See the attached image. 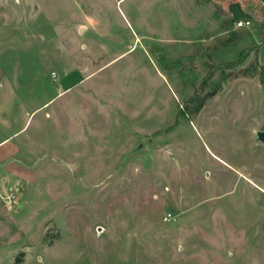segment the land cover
I'll list each match as a JSON object with an SVG mask.
<instances>
[{"label": "rangeland", "instance_id": "obj_1", "mask_svg": "<svg viewBox=\"0 0 264 264\" xmlns=\"http://www.w3.org/2000/svg\"><path fill=\"white\" fill-rule=\"evenodd\" d=\"M263 35V0H0V264H264Z\"/></svg>", "mask_w": 264, "mask_h": 264}, {"label": "trees", "instance_id": "obj_2", "mask_svg": "<svg viewBox=\"0 0 264 264\" xmlns=\"http://www.w3.org/2000/svg\"><path fill=\"white\" fill-rule=\"evenodd\" d=\"M232 10L235 12V19L238 21L240 19L243 18H247V15L244 13V11L240 8L239 4H232L231 5ZM263 39H264V35H263ZM251 49V48H250ZM250 49H247L241 56H239L237 59L233 60V61H229L226 63H223L221 65H216L214 66L213 64L210 65V68L212 69V71H210V75L213 73V70H215L216 68H222V67H235L237 65H239L245 58V56L248 54V52L250 51ZM241 73L243 75L246 76H250V77H257L259 76L260 79L262 81H264V65L261 67H258L255 63L249 65L247 68L241 70ZM218 90H221L222 87L218 86L217 88ZM217 90L212 91L208 94H206L205 96H202L201 94L197 93L195 96H193L191 99L192 101L196 102V107H195V111H199L202 106L204 105L206 99L209 96H212L216 93ZM19 261V260H18Z\"/></svg>", "mask_w": 264, "mask_h": 264}, {"label": "crops", "instance_id": "obj_3", "mask_svg": "<svg viewBox=\"0 0 264 264\" xmlns=\"http://www.w3.org/2000/svg\"><path fill=\"white\" fill-rule=\"evenodd\" d=\"M1 113H2V112L0 111V114H1ZM8 139H9L8 137L0 138V148L4 145V143H5ZM13 148H14V147H13ZM13 148H12V149H13ZM12 149H11V150H12ZM11 152H12V151H11ZM9 156H10V151L5 152L4 156L0 157V160L6 159V158L9 157ZM0 171H1V170H0ZM11 174L14 175V176L16 175V174L13 173V172H11ZM10 177H11V176H10ZM3 180H4L3 182L5 183V182H8L10 179H8V178H7V179L4 178Z\"/></svg>", "mask_w": 264, "mask_h": 264}, {"label": "built area", "instance_id": "obj_4", "mask_svg": "<svg viewBox=\"0 0 264 264\" xmlns=\"http://www.w3.org/2000/svg\"><path fill=\"white\" fill-rule=\"evenodd\" d=\"M264 2V0H263ZM251 25V19L249 18H243L237 21L236 26L237 27H245V26H250Z\"/></svg>", "mask_w": 264, "mask_h": 264}, {"label": "water", "instance_id": "obj_5", "mask_svg": "<svg viewBox=\"0 0 264 264\" xmlns=\"http://www.w3.org/2000/svg\"><path fill=\"white\" fill-rule=\"evenodd\" d=\"M259 136L262 140H264V132H260Z\"/></svg>", "mask_w": 264, "mask_h": 264}]
</instances>
